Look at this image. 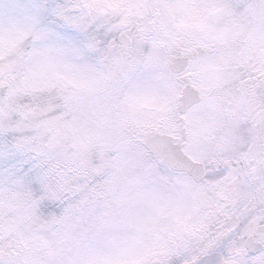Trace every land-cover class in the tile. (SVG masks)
<instances>
[{
	"label": "snow or ice",
	"instance_id": "obj_1",
	"mask_svg": "<svg viewBox=\"0 0 264 264\" xmlns=\"http://www.w3.org/2000/svg\"><path fill=\"white\" fill-rule=\"evenodd\" d=\"M0 264H264V0H0Z\"/></svg>",
	"mask_w": 264,
	"mask_h": 264
}]
</instances>
